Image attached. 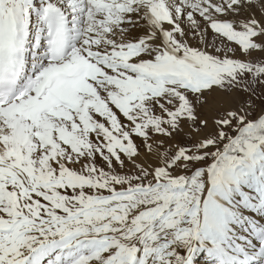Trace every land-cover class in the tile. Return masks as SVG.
<instances>
[{"label":"snow or ice","instance_id":"snow-or-ice-1","mask_svg":"<svg viewBox=\"0 0 264 264\" xmlns=\"http://www.w3.org/2000/svg\"><path fill=\"white\" fill-rule=\"evenodd\" d=\"M0 264H264V0H0Z\"/></svg>","mask_w":264,"mask_h":264}]
</instances>
